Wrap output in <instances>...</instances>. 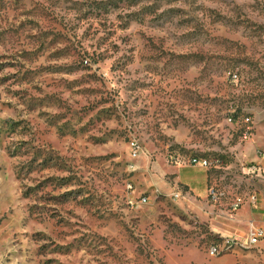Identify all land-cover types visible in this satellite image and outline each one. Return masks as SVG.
I'll list each match as a JSON object with an SVG mask.
<instances>
[{
  "label": "rangeland",
  "instance_id": "1",
  "mask_svg": "<svg viewBox=\"0 0 264 264\" xmlns=\"http://www.w3.org/2000/svg\"><path fill=\"white\" fill-rule=\"evenodd\" d=\"M263 144L264 0H0V264H249Z\"/></svg>",
  "mask_w": 264,
  "mask_h": 264
},
{
  "label": "crops",
  "instance_id": "2",
  "mask_svg": "<svg viewBox=\"0 0 264 264\" xmlns=\"http://www.w3.org/2000/svg\"><path fill=\"white\" fill-rule=\"evenodd\" d=\"M256 165L258 173L257 178H260L259 183H263L264 185V158L259 159V162ZM252 194H255L257 196V209L252 208L248 204V202L245 201V204L235 214H231L229 212V217H225V215H217L216 217L214 216L208 218L211 223V229L216 236V239L235 237L240 243L246 244L248 241V230L251 224L263 228L264 230V188L259 189ZM247 196L242 198L247 199ZM230 254H234L239 257L241 256V261L245 263L264 264V239L259 241L257 246L255 248H252L251 250L244 251L240 248H236L235 251Z\"/></svg>",
  "mask_w": 264,
  "mask_h": 264
},
{
  "label": "built area",
  "instance_id": "3",
  "mask_svg": "<svg viewBox=\"0 0 264 264\" xmlns=\"http://www.w3.org/2000/svg\"><path fill=\"white\" fill-rule=\"evenodd\" d=\"M249 120V119H248ZM132 149L136 150V143H131ZM264 158V152L260 154L259 159ZM193 163H198L202 167H208L209 163L207 161L198 162L196 159H193ZM250 171L252 173L257 172V165L254 164L251 166ZM129 190H133V187L131 185L128 186ZM180 194H175L174 198H179ZM245 201L248 202V204L254 208L257 209V196L255 194H250L247 196V199H244L242 197H236L233 203L231 204L230 213L235 214L241 207L245 204ZM146 202V198H141L138 201L129 200L128 204L131 206V208L138 207L139 204H144ZM264 239V230L263 228L254 226L251 224L249 226L248 230V241L246 244L240 243L237 238L235 237H225V238H217L215 243H213L209 249L208 253L209 256L212 258L226 255L233 253L236 248H240L241 250L247 251L251 250L252 248H255L259 241Z\"/></svg>",
  "mask_w": 264,
  "mask_h": 264
}]
</instances>
